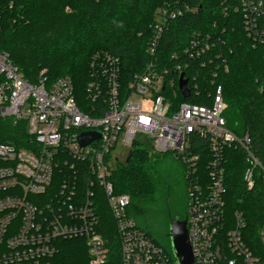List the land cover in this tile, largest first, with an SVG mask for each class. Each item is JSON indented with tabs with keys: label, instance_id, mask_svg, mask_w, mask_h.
Segmentation results:
<instances>
[{
	"label": "built area",
	"instance_id": "1",
	"mask_svg": "<svg viewBox=\"0 0 264 264\" xmlns=\"http://www.w3.org/2000/svg\"><path fill=\"white\" fill-rule=\"evenodd\" d=\"M249 2L247 17L254 21L263 14L264 0ZM181 15L170 7L157 10L148 60L129 79L117 58L94 54L82 91L70 77L49 81L44 70L30 83L0 52V123L10 121L12 136L26 141L25 147L0 141V264H48L57 241L74 239L85 241L89 264H105L109 250L98 232L102 198L115 224L120 264H175L127 215L130 199L117 195L110 181L119 162L114 153L120 155L121 149L125 161L134 146L155 155H178L185 169L193 264H264V226L253 253L243 240L242 213L225 214L229 152L243 154L245 188L260 183L264 190V148L257 150L249 133L239 136L227 129L220 87L205 92L208 106L182 102L173 107L172 99L182 97L181 75L187 99L200 94L198 66L205 65L200 56L214 47L193 35L170 63L162 64L157 50L163 34ZM253 26L247 27L249 37L259 39ZM86 133L99 138L81 145L79 137ZM137 135L143 140L136 141Z\"/></svg>",
	"mask_w": 264,
	"mask_h": 264
},
{
	"label": "trees",
	"instance_id": "2",
	"mask_svg": "<svg viewBox=\"0 0 264 264\" xmlns=\"http://www.w3.org/2000/svg\"><path fill=\"white\" fill-rule=\"evenodd\" d=\"M248 1L0 0V52L9 56L30 83L44 70L49 81L70 77L76 91H82L96 53L117 58L123 77L129 79L142 72L148 60L146 47L155 13L170 7L182 15L171 21L163 34L157 50L162 64L170 63L171 56L180 53L193 35L199 34L201 43L214 45L200 56L205 61L203 67L198 66L203 79L200 94L187 100L177 94L172 99L173 107L182 102L208 106L205 92L213 93L220 87L227 129L239 136L249 133L253 146L260 151L264 148V5L262 16L253 21L247 17ZM251 1L256 4V0ZM249 21L255 23L259 39L249 37ZM2 80L0 77V83ZM12 129L10 121L1 122L0 141L25 147L26 141L12 136ZM229 153L225 214L231 217L234 212L242 213L243 240L255 253L260 245L258 229L264 226V190L260 183L251 190L245 188L243 154ZM162 158L134 146L129 162L117 166L110 179L117 195L129 197L127 215L140 229L139 220L147 217V208L159 198L163 178L156 169ZM171 192L169 186L161 195L165 199V217L171 213L167 210ZM102 200L98 232L106 240L111 261L108 264H120L115 224ZM168 219L167 227L172 220ZM56 245L58 251L48 264H89L84 240H59Z\"/></svg>",
	"mask_w": 264,
	"mask_h": 264
},
{
	"label": "rangeland",
	"instance_id": "3",
	"mask_svg": "<svg viewBox=\"0 0 264 264\" xmlns=\"http://www.w3.org/2000/svg\"><path fill=\"white\" fill-rule=\"evenodd\" d=\"M136 141H142L143 137L141 135H137L135 137ZM139 148H142V146H137ZM118 151L121 152L120 155H118V152H115L114 155L119 159L118 166L123 164L125 156L121 149ZM162 158L161 162L159 163V166L157 167L156 171L160 175V177L163 178L162 186L160 188L159 192V198L156 204L151 205L147 208V217L142 218L139 220V224L141 225V229L144 232H148L150 237L154 242H156L159 246H161L166 253L169 255H172V247H171V241L168 237V227H167V218L172 219L171 215H173V210L175 208H180L182 205L185 204L186 209V191H185V183H184V172L185 169L183 165L177 161L174 156L170 153L168 154H161L158 155ZM170 186L171 189V195L168 203V211L169 213L168 217H165L163 215V210L165 208V199L164 196H161L162 193H164L168 187ZM184 195V196H183ZM184 202V203H183ZM171 214V215H170ZM168 219V220H169ZM110 257L108 258L107 262L105 264L110 263Z\"/></svg>",
	"mask_w": 264,
	"mask_h": 264
},
{
	"label": "water",
	"instance_id": "4",
	"mask_svg": "<svg viewBox=\"0 0 264 264\" xmlns=\"http://www.w3.org/2000/svg\"><path fill=\"white\" fill-rule=\"evenodd\" d=\"M183 75L179 78V90L184 99L189 96V91L187 89V82L183 80ZM99 138V134L96 133H86L79 137V142L81 145H86L93 140ZM132 157V151H129L125 160L127 164ZM178 155L175 156V159ZM168 237L171 241L172 255L175 260V264H193V258L191 254V249L188 242L186 221L174 220L169 223L168 226Z\"/></svg>",
	"mask_w": 264,
	"mask_h": 264
},
{
	"label": "flooded vegetation",
	"instance_id": "5",
	"mask_svg": "<svg viewBox=\"0 0 264 264\" xmlns=\"http://www.w3.org/2000/svg\"><path fill=\"white\" fill-rule=\"evenodd\" d=\"M173 215H171L172 220H178V221H185L186 219V209H185V205H182L180 208H175L173 210Z\"/></svg>",
	"mask_w": 264,
	"mask_h": 264
},
{
	"label": "snow or ice",
	"instance_id": "6",
	"mask_svg": "<svg viewBox=\"0 0 264 264\" xmlns=\"http://www.w3.org/2000/svg\"><path fill=\"white\" fill-rule=\"evenodd\" d=\"M145 122H147V121H145Z\"/></svg>",
	"mask_w": 264,
	"mask_h": 264
}]
</instances>
